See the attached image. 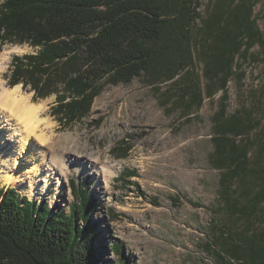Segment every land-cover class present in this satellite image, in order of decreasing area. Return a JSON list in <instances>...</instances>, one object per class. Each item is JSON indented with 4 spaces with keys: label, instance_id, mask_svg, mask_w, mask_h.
I'll use <instances>...</instances> for the list:
<instances>
[{
    "label": "trees",
    "instance_id": "trees-1",
    "mask_svg": "<svg viewBox=\"0 0 264 264\" xmlns=\"http://www.w3.org/2000/svg\"><path fill=\"white\" fill-rule=\"evenodd\" d=\"M211 1L204 17L202 0H0L2 40L39 48L14 57L9 81L31 86L36 100L56 94L69 114L85 115L102 82L129 84L149 74L155 84H179L197 48L209 90L188 88L178 102L192 110L204 96L223 93L210 164L220 173L217 214L225 232L213 246L222 260L264 264V86L234 113L226 103L235 61L260 33L252 0ZM70 185L69 211L0 186V264L99 263L97 201L80 181Z\"/></svg>",
    "mask_w": 264,
    "mask_h": 264
},
{
    "label": "rangeland",
    "instance_id": "rangeland-1",
    "mask_svg": "<svg viewBox=\"0 0 264 264\" xmlns=\"http://www.w3.org/2000/svg\"><path fill=\"white\" fill-rule=\"evenodd\" d=\"M202 3L201 14L207 17L215 2ZM252 4L260 35L246 40L235 61L234 77L228 83L229 113L246 104L247 96L264 86V0H252ZM1 35L0 54L20 48L0 73L10 88L14 57L36 54L39 48L5 42ZM200 52L196 48L193 64L181 74L179 84H155L149 74L129 84L114 86L102 82L101 93L85 115L69 114L56 103V94L36 100L31 86L17 85L33 103L45 106L43 117L51 124L55 143L62 138L61 144L71 149L74 144H66L65 138L72 136L78 149H88L93 158L100 157L101 162L112 163L116 168L109 193L104 192L105 184L96 170L73 172L53 204L69 211L74 201L71 180L80 181L91 190L98 204L93 217L94 223L99 224V242L95 244L98 264H123V258L129 264H241L226 254L222 260L213 246L218 233L225 232L217 214L221 206L220 173L210 164L213 119L222 107L223 93L218 92L213 98L204 96L199 107L192 110L178 102L183 93L190 92L188 88L202 93L209 90ZM125 171L134 174L129 177ZM0 186L14 188L4 182L1 162ZM15 189L32 201L52 204L51 195L40 201L21 188ZM117 244L120 256L115 250ZM101 245L106 249L102 250Z\"/></svg>",
    "mask_w": 264,
    "mask_h": 264
},
{
    "label": "bare ground",
    "instance_id": "bare-ground-1",
    "mask_svg": "<svg viewBox=\"0 0 264 264\" xmlns=\"http://www.w3.org/2000/svg\"><path fill=\"white\" fill-rule=\"evenodd\" d=\"M20 48L5 50L0 54V73L10 56ZM0 78V162L4 182L21 188L42 201L51 195V206L61 192V187L73 172H98L105 184L106 194L116 175L112 163L93 158L88 149L80 150L75 138L68 136L64 142L74 144L71 149L54 142L50 122L43 117L45 106L35 104L20 86L9 88ZM96 170V171H95ZM25 184V187L23 185Z\"/></svg>",
    "mask_w": 264,
    "mask_h": 264
}]
</instances>
